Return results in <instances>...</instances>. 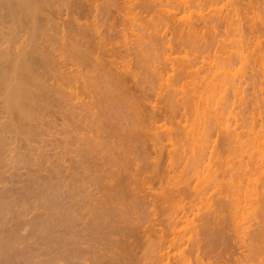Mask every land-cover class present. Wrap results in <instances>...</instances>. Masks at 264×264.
Listing matches in <instances>:
<instances>
[{"label":"bare ground","instance_id":"obj_1","mask_svg":"<svg viewBox=\"0 0 264 264\" xmlns=\"http://www.w3.org/2000/svg\"><path fill=\"white\" fill-rule=\"evenodd\" d=\"M76 1L78 2L76 3ZM76 1H69L74 5H71L69 2L66 3L73 6L75 9L72 11L73 13L76 11L77 14L79 10L80 12L82 11L83 16L84 9H82V4L85 1L81 0L82 3L80 0ZM91 1L94 2L95 0ZM105 1L106 4H109L107 7L112 6L110 5L113 4V2L110 3L111 0ZM118 1L114 2L115 6ZM125 1L127 2V0ZM125 1L123 2L125 3ZM163 1L142 0V2H140L142 5H140L130 0V3H136L141 7L145 5L143 7L144 10L142 9L144 12L146 9V12H149L153 7L154 13L153 11L152 13L149 12L151 18L147 15L150 20L147 18L143 19L146 16H142V20H145L144 23L140 20V17L139 19L137 18L138 14H136L134 10H130L137 15L135 19L142 22L141 26L147 24L144 26L145 30L146 28H150V32H148L149 30L145 31L141 29L140 26H137L140 31L143 30L148 33L150 41L147 40L145 42V40H143L144 38L141 37L143 34L138 35L137 33L135 35L134 33V36L137 38L134 41L131 40L134 37L128 39L131 40L130 45L128 46L129 41L125 43V45H122V47L125 46V49H121L120 52L117 49L120 48L119 43L118 47H116L117 43L116 46H113L115 44L112 45V43H114L112 40H110V43L107 41L111 45L108 47L105 42L106 39L104 38L108 36L107 38L110 39L113 37L112 35L117 32V34H121L120 30L116 32L114 28L115 25L112 27L111 23L107 27L106 25L108 22L106 23L105 20V24L103 23V25H105L106 28L104 27L105 30L102 28V31L101 29L98 30L99 28H95L99 26L95 25V22H93V20L96 21V18H93L94 16H92L93 19H91L93 23L90 21V23L87 22L89 25L85 24L86 22L84 24L81 23L82 25H79L78 21L77 24L76 22L73 23L74 21H71V14L69 16L70 20L68 18L63 19L65 15L61 19V15L58 11L60 12L62 10L63 5H59V7L61 6L59 10L55 2L64 4L65 2H62V0H0V264H82L80 263L82 261H84V263L88 261L86 264H125L126 262H124V260L130 259L133 253L129 254L132 251L130 248L132 246H130V244L133 242L131 241L132 243L129 244L130 241H128L127 244L126 235H124V230L127 228L131 230V227H129L131 219L129 221L126 215L128 217L132 213L136 215L139 210L137 211L135 209L138 207L141 209L143 206L147 208L150 207V209L153 207V209L156 210L155 208L161 204H165L166 208L171 205L175 206L180 212L176 214L174 211V215L171 214L168 219L165 217L166 221L164 220V225H166L164 228L166 230L167 228L169 229L165 231L167 233L169 232L168 234L174 233V237L165 238L164 233L166 234V232H162L163 230H161V232L157 231L161 228L153 229L154 233L161 234L158 237V243L155 242L156 244L153 245L155 246V251H157V248H160L158 252L153 250L154 253H157L155 254L157 257V264H171V255H174L171 257L176 260L172 258L174 264H189V262L186 261H189L187 258L191 256H187L188 253L186 254L183 248V250L178 248L181 238L179 235V237H177L178 233L175 234L177 232L175 226L183 219L192 224L197 220H202L203 223L201 225H197V223L195 224L196 226L194 225L195 227L200 226V233L216 234L214 238L211 236L209 241L205 240L207 244L205 247L208 253H215L218 252L219 249L221 251L222 248L224 249V244L226 242L228 243L229 240L227 236L229 233L225 234V232H229L228 228L231 223H233L234 229V231L233 229L232 232L230 231L231 233L234 232L236 235H238L239 232L244 233L242 236H239L241 238V244L248 243L247 245L250 244L255 247L256 244H260L261 238L264 239V237H262L264 233V130L261 129L258 132L250 130L242 134V131L238 132L236 128H233V126L231 127L230 123H228V121L226 122L227 118L225 117V113L230 112V109L227 111V103L230 100L229 97H236L241 92L239 84L241 80H238L237 70L239 74H241V67L243 69L244 65L247 68H252V72H256L258 69L255 67L258 66L259 71H257L258 73H254V75L257 74L256 77L259 76V78L253 77H255L258 82L260 80L264 82L263 39L262 42H260V38L264 37L262 36L264 33V0H248V4L247 0L245 1L247 6L244 8L247 7L246 9L249 10L256 4V9H258V11L254 9V11L258 12L254 14L258 22L254 21V18L251 24L250 22H248L249 24L245 22L246 26L248 25L247 28H245L248 32L246 41L248 42V37L250 36V44L245 45L247 42L239 44L242 43V41L233 39L234 43L237 44V48L231 50L230 47L233 46V40L231 37H228L229 35L227 36V31V33L224 32L226 35L225 39L228 37V39L231 40L228 49H226L228 40L226 43L225 40H223L224 44H226L225 46L222 41L221 45H214L216 46L214 48L218 46L216 50H212V52L215 51V57H217L215 58L217 61L214 60L216 63H210L209 69H206L207 71L203 69L206 71V74L203 73L204 75L200 74L199 76V74H196L195 76V73L192 74V76H195L194 81L191 79L193 83L188 80L189 83L193 85H189L192 90L190 89V92L188 91L187 97H185L184 102H182L185 108L187 107V109L192 110L190 113L193 115L190 123L187 127H184L183 130V138L191 143L192 147L190 151L191 153L193 152L188 157L190 169L195 172V174L190 172L195 176L193 185H190L191 188H189V184L191 183H189L188 179L184 180V178L181 179V177H179V179L175 180V178H172L174 173L170 174L166 172L170 171V169L168 170L170 165L172 167L175 165L174 163L178 161L180 152H177L176 155L175 151H171V153L170 151L167 152V157L164 156V158H166L164 159L166 164H164V160L160 158L161 155L159 156V152L162 149L160 147L164 145L162 143L163 140L170 139L171 136V127L169 125L166 126V121H169L171 118L175 107V94L176 92L178 93L176 89V82L178 80H173V78L180 77L177 79H181L183 75H186L188 73L185 72L187 71L186 69H190L195 65L194 59L197 57H194L192 61L188 59V55H183L180 57V60H185L186 63L181 64L179 62V64L178 61H176V57L172 55L173 48L171 49L170 44L167 47H161L162 52L159 51L157 54L161 62L155 60L161 63V65H157L154 63L156 54L151 51H157L156 45H158V42L161 45L164 44V42L163 44L161 43L162 41L160 42L163 37L157 34L159 32L161 34L164 30L165 32L168 31L167 33L171 35L168 37V44L173 42L179 46H187L191 49V47L197 48L199 41L202 39L201 37H204L206 34L203 32V29H205L207 32L210 30L213 34L208 32L210 35L208 37L207 34L206 37L210 40L207 42L204 40L205 43L200 44L198 49H196L199 51L201 50V52L202 50L204 51L208 45H212L213 42L216 44V42L219 41L217 39V41H215V37H217L218 34L214 31L219 30L217 28L220 25V27H222V24L225 28L230 27L228 28L230 30L236 27V22L240 19L237 15L240 14L244 0H240L242 1L240 2L241 6L238 4V1H235L237 4L233 2L235 3L234 6L232 5L233 7L230 6L229 9L227 8L225 13H223L221 8L217 5V3L222 0H205V2L204 0H197L193 2L194 4L191 2L193 0H181V2L173 0L172 2L174 3H163ZM200 1H202L201 3L203 6L206 5L207 7H212L216 4L217 6L214 5V9L215 7L219 8L217 10L219 14L209 15L208 13H204V11L201 12L203 7L199 3ZM229 1L232 3V0L226 2ZM249 1H251V4L253 3V6L251 5L250 7ZM121 2H119V4ZM123 2L121 3L122 6H125V10L127 7L128 10L130 6H127L126 3L123 5ZM196 2L198 6L200 5L199 8L201 9H199L200 11L195 10L197 13L193 12L196 14V16L194 15L195 17L193 16V19L184 17V14H177L180 8L183 9L181 6L178 7L180 3L185 7H189L190 5V7L198 9V6H194L197 4ZM226 2L224 0V4L220 3L223 5V9ZM96 3L95 1V4ZM127 3L129 4V2ZM86 4L87 2L83 5ZM90 4L92 5L93 3L88 2V5ZM227 4L229 5V3ZM92 6H94V4ZM65 7L66 6H64V8ZM187 7L186 10H183L189 11ZM88 8L90 7L88 6L87 9ZM108 10V12H111L110 9ZM112 10L114 9L112 8ZM97 11L99 15V10ZM131 12L128 11V13ZM115 13H117V11ZM134 13L133 15H129L134 16ZM244 13L246 14L245 11H243V14ZM80 14H77V16ZM129 15L125 12V16H128V19H130ZM247 15L248 17L250 16L248 11L246 16ZM125 16L123 15V17ZM240 16L242 17L243 15L240 14ZM246 16L244 18H246ZM236 17H239L238 21L237 19L235 20ZM77 18H79V16ZM73 19H75V17H73L72 20ZM112 19L110 18V20ZM252 20L250 21L252 22ZM121 21L119 20V22ZM133 21L135 22L136 20ZM130 24H132V22ZM232 25L235 27H232ZM240 27L242 26L240 25ZM125 28L127 27H124V29ZM131 28L128 33H133ZM240 29L242 30L243 28ZM133 30L135 31V29ZM104 31L107 35L104 34ZM237 31L238 30H236V32ZM156 34L160 37V40ZM116 35H114V37ZM125 35L127 36L128 34ZM154 35L158 38L156 45L153 37ZM128 36L130 37V34ZM125 39L127 40V38ZM166 40L164 36V41ZM218 44L220 43L218 42ZM235 44L234 47H236ZM242 45L248 46L250 49L248 50L246 47V49H244ZM144 46L145 50L144 48L142 49ZM241 48L244 50H241ZM142 50L143 52H141ZM246 50L249 52H244ZM144 51L145 54L150 51V54L153 53L151 57H155L150 61V63H152L151 68L146 66L148 63H144L145 59L143 61L139 57L143 55L140 54V52L144 53ZM124 52L127 53L125 54ZM118 53L124 54L118 55ZM147 55L149 56V54ZM118 56H121V58L117 59ZM130 56L132 57L130 58ZM145 56L143 55L144 58ZM237 62L241 63V66L238 68L236 67V70L234 65ZM177 63L179 66L175 65ZM203 63L208 65L205 58ZM212 64H214V66H211ZM175 66L178 67L177 69L179 71L176 72L178 73L176 76L173 74V70L176 69L171 71L172 67L175 68ZM196 67H194V69L199 68ZM244 71L245 68L243 69V72ZM243 74L244 73L241 75ZM163 77L164 79L166 78L165 80L167 81L169 80L168 78H172H170L172 81L169 80L168 84L166 82V85L162 84L157 95L163 104L160 108L161 110L162 108L164 109L162 111L164 114L161 111L156 112L159 108H155V110L152 108L153 110L146 111L144 106L148 98L147 92L153 90L156 80L159 81V79H162L164 81ZM189 77L191 76L189 75ZM255 78L252 80L255 81ZM180 82L179 83L182 84V79ZM159 83L162 82L159 81ZM169 83L174 84L169 85ZM240 83H242V81ZM163 86L167 87L164 89ZM256 86L254 88H256ZM180 89H182V86ZM262 89L263 88L260 86L257 91L261 93ZM155 91L157 92V90ZM228 92L230 95H227ZM82 93L85 95L91 93V97L94 98V101L84 102L80 97ZM257 95L255 96L256 98H254L255 102H260V100L261 102L264 101L263 95L258 97L259 99L261 98L260 100L257 98ZM254 99H251V102ZM143 100L144 102H142ZM152 101L153 100H151V102L148 101L149 103H147L146 106H148V104L154 105L155 102L153 103ZM154 101L156 100L154 99ZM235 101L236 100H234V102ZM252 104H255L254 101ZM93 108H96V110L93 111ZM166 109L169 111L167 114L165 113ZM161 117H165L166 123H158ZM161 120L163 121L164 118ZM52 128H56L54 132L50 131ZM214 128H217V132L220 131L222 133L219 132L221 135L218 133L221 136L219 138L221 141L218 140L219 143L221 142L218 144L221 145L219 146L222 149L221 151L216 149L218 147H215L216 150L212 149L213 147L210 150L206 145L209 141V131ZM150 130L152 132H150ZM83 131L91 133L87 135L85 132L84 134ZM57 132L60 134L62 133V138L55 140V142L51 141V143H49L50 140H46V137L43 138V136L47 134L54 135L55 133L57 134ZM64 133L66 134L64 135ZM162 136H165V139ZM161 139L163 140L161 141ZM173 139H175L174 136ZM56 141L59 142L56 143ZM40 142H43L44 145H39ZM146 142L150 144L152 142V149L149 148V151H152V153L154 152V155L147 152L148 149L144 151L143 148L148 144H146ZM176 142L175 140L174 143ZM159 143L163 145L160 146ZM141 145L144 147L141 148ZM174 145L176 146V144ZM156 146L160 149H158V155L155 156L157 153ZM205 148H208L209 152H205ZM164 149L166 148L163 147V150ZM49 151H52V153H49ZM72 153L75 154L70 155ZM148 154L152 155L150 156ZM149 156L154 159L144 160L145 162L142 166L145 165V167L143 166L144 169L141 168L147 175L138 179L140 184L143 179L142 184L139 186H143L145 179H157L159 182L158 188L162 189L160 192L157 190L147 191L144 189L145 187L143 188L144 190L141 188L138 189L139 186L136 190V187H134L135 181V186H137V183L139 184L137 178H135L139 173L137 170L134 171L132 166L136 158L147 159ZM182 156L183 153L181 155V159L183 160L184 157L182 158ZM161 159L163 163H161ZM149 161L152 162L150 163ZM105 166H107V168ZM14 168H25V175L27 176L24 177V180L20 178L22 174H19V172H17L19 177H16V172H14L16 170ZM41 170L45 173H40ZM22 171L20 173H23ZM161 172L163 176L160 174ZM164 172L167 174L169 173L172 177H170L169 174L167 177V175L163 174ZM21 181L23 185H19ZM164 183H166V186ZM180 184L182 185L178 186ZM91 186L93 187L90 190L89 188ZM138 190L141 192H138ZM95 193L100 196L96 197ZM162 207L163 206L157 208L162 209ZM30 211L35 213L29 216L31 218L26 219L25 217H28L26 214L28 212L30 213ZM158 211H160V209H158ZM141 212L143 211H140V213ZM143 215L144 214H142V217ZM162 215H164V213H162ZM137 217L139 216H136V218ZM247 217L256 219V222L258 221L257 219H259L257 224L255 222L257 226L254 227L255 229L251 228V230L248 229L247 231V228L245 229L241 226L242 224L240 223L242 222L240 221ZM9 221L11 222L10 225L7 224ZM139 222L141 223V221ZM161 222L159 221L158 224ZM229 222L231 223L229 224ZM127 224L129 226L125 227ZM155 225L154 223L153 226L152 222V226H150L154 228ZM161 225L163 224L161 223ZM149 228L150 227L147 229L148 231ZM122 229L124 230L122 231ZM151 230L152 229H150V231ZM121 231L124 233L122 234ZM162 234L164 237H162ZM33 235H36L34 239H38L37 237L40 238L38 242L30 237H33ZM244 235H248V237ZM29 237L31 238L30 241L32 240V242L37 243V246H35L36 243L28 242ZM197 238L200 237L197 236ZM263 242L262 240L261 244H263ZM81 244H87V246L83 248ZM101 244L104 246L107 244L108 247H101ZM134 244L136 246V242H134ZM98 245L101 246L99 247ZM235 246L236 245L233 247ZM256 246L255 248H248L252 254L250 253V255H247L249 252L246 254V259L248 257V261L245 260L247 261L245 262L243 260V263L245 262L244 264H248L249 261L257 257L256 255L262 253L261 250L263 247L261 248V245L260 247L259 245ZM226 247L227 245L225 248ZM174 248L176 250L179 249V252L173 253ZM128 255H130V258H128ZM208 255L211 256L210 254ZM260 256L261 255H259L258 258H260ZM195 258H201V255ZM78 260L82 261L79 262ZM261 260L259 259V262L264 264V259ZM179 261H181V263ZM197 261L196 263L198 264L200 260L199 262ZM256 261H258V259ZM156 262L154 261V264Z\"/></svg>","mask_w":264,"mask_h":264},{"label":"rangeland","instance_id":"obj_2","mask_svg":"<svg viewBox=\"0 0 264 264\" xmlns=\"http://www.w3.org/2000/svg\"><path fill=\"white\" fill-rule=\"evenodd\" d=\"M69 1H71V0H69ZM68 0H62V2H65L64 4H59V3H57V2H55V5L57 6V9L59 8V10H60V7L63 5V8H64V6H66L64 9L62 8V10L59 12L58 11V13L61 15V19L63 18V16L65 15L66 16V18H65V16H64V18L63 19H69L70 20V14H71V21H74L73 23H75L76 22V24H77V21H78V24L80 25L81 23H85V24H87V25H89V23L90 22H92V20L91 19H95L96 21H98V22H96V21H94L93 20V22H95V25H98L99 27H95V28H99L98 30H102V28H106V26L108 27L109 26V24H111V26L113 27V25H115L114 26V28L116 29V32L118 31V30H120V33L121 34H113L112 36L114 37V35H116L114 38L113 37H111L110 39H108L107 37H104L105 39H106V44H107V46L109 47V46H111L109 43H110V40H112L114 43H112V45L113 44H115V45H113V46H116V43H117V46L116 47H118V43H119V46H120V48H117L119 51L122 49H125V46H123L122 47V45H125V43H127L128 41H129V43H128V46L130 45V41L131 40H135L137 37L136 36H134V33H135V35L138 33V35H142L141 37H143L144 39L143 40H145V42L147 41V40H149L150 41V38L148 37V33L147 32H144L143 30H145V28H144V26H146V25H143V26H141V24H142V22L141 21H143L142 20V16H146V17H144L143 19H149L148 17H147V15L149 16V15H151L150 13H152V11H153V7L150 9V13L147 11L146 12V10H145V12L143 11L144 10V6L143 7H141L140 5H142V3L140 4V2H142V0H139V2H138V0L136 1V0H132L133 2H137L138 4H140V5H138V4H136V3H134L133 4V2L132 3H130V0L128 1L127 0V2H129V4L125 1V0H121L122 2L123 1H125V3L127 4V6L129 5L130 6V8L127 10V7H126V10H125V6H122V2L121 1H118V0H111V2L110 3H112L113 2V4H110V5H112V6H110V7H107V5L109 6V4H106V1L105 0H95L97 3L95 4V1L94 2H92L91 0H82V1H85V2H87V4L86 5H83L85 2H83V4H82V9H84L83 10V16H82V11L80 12L79 10L77 11V14H80V15H78L79 16V18H77L78 16H77V14H76V11L73 13L72 11H74L75 9L73 8V6H71V5H74V4H71L70 2H69ZM76 1V0H75ZM81 1V0H80ZM82 1H81V3H82ZM109 1V0H108ZM116 1H118L116 4L118 5V7H117V5L115 6V3L114 2H116ZM143 1H145V0H143ZM163 1V0H162ZM173 0H164L163 1V3H168V2H171V3H174V2H172ZM178 1H180L181 2V0H178ZM177 1V2H178ZM194 1H197V0H193V1H191L192 2V4H194L193 2ZM203 1V0H202ZM202 1H200L199 3L201 4V6L203 7L202 9L201 8H199V6H198V3L196 4V5H194V6H198V9H195V7L193 8V7H190V5H189V7H187L188 9H189V11H185L186 10V7L183 5H181V3H180V5H178V7L179 6H181V7H183V9H185V10H183L182 8H180L179 9V11H178V7L176 8V10L178 11L177 12V14H184V17H190V18H194L195 16H196V14L195 13H197L196 11H200L199 9H201V12L202 11H204V13H208L209 15H212V14H214V15H217V14H219L218 12H217V10L219 9V8H221V10L223 11V13H225L226 11H227V8L229 9V7L231 6V7H233L234 6V4L236 3L235 1H238L239 3V5H240V2H242V1H240V0H232V3L233 2H235V3H230L231 1H229V2H226V1H228V0H225V2H226V5H224V9H223V5H221V4H224V0H222L221 2H219V3H217V5L219 6V8H217V7H215V9H214V5L215 6H217L216 4H212L213 6V8L212 7H207L206 5H204L203 6V4L201 3ZM245 1L246 0H244V2L243 3H245ZM60 2V1H59ZM69 2L70 4H67V3ZM78 1H76V3H77ZM88 2H90V3H93L94 4V6H92L91 4V6L90 5H88ZM103 2H104V4H103ZM119 2H121L120 4H119ZM204 2H205V0H204ZM251 1H249V3H250ZM262 2V1H261ZM72 3H73V1H72ZM80 3V2H79ZM124 2H123V5L125 4ZM145 3V2H144ZM162 3V4H163ZM179 3V2H178ZM221 3V4H220ZM227 3H229V5L227 4ZM242 3V6H243V8H242V6H241V10H240V14L241 15H243L242 17L240 16V14L239 15H237V16H239L240 17V19H239V17H236L235 18V20L237 19V21H238V19H239V23L238 22H236V27L234 26V25H232V27L234 26L235 28H237V26H238V28L237 29H235V28H232L231 30L230 29H228V28H230V27H228V28H225V26L222 24V27H218L217 29H219V30H215L214 32H216L217 34V37H215V41H217V40H219L218 42L220 43V44H218V42H216V44H215V42H213V46L212 45H208V47H206L205 48V50L203 51L202 50V52H201V50L199 51V50H196V49H198V46H200V44H203V43H205L204 42V40L207 42V41H209L208 40V37H209V35L210 34H213V32L211 33L210 32V30H208V32L210 33H208L207 32V30H205V29H203L202 31L204 32V33H206L205 34V38L204 37H201L200 39V41H201V43H200V41H199V45H197V48H193V47H191V49H189V47H187V46H179L178 44H174L173 42H171V43H169L168 44V37H170L171 35L169 34V33H167L168 31H166L165 32V30L164 31H162V33L160 34V32L159 33H157V34H159V35H161L162 37H163V39H161L160 40V37L156 34V36L159 38V40H160V42L163 44V42H164V44L163 45H161L159 42H158V45H156L157 44V41H158V38L154 35L153 37H154V39H155V45H156V49H157V51L155 50V51H151V52H155L154 54H156V58L155 57H151V55L153 54H150L151 52L150 51H148V52H146V54H145V51H144V53H141V52H143V50L140 52V54H143L144 56H145V58L143 57V55H138L143 61H144V59H145V61H144V63L145 62H147L148 63V65H146L147 67H150L151 68V66H152V63H150V61L151 60H153L152 58H155L154 59V63L155 64H157V65H161V63H159V62H161L159 59H158V57H157V54H158V52L160 51V52H162V50H161V47L162 46H165V47H167L168 45H170L171 44V49L173 48V51H172V55L174 56V57H176V61H178V63L180 62L181 64L182 63H186V61L184 60V61H182V60H180V57L181 56H183V55H188L187 57H188V59L189 60H192L193 61V59H194V57H197L196 59H194V63H195V65H193V67H191L190 69L188 68V69H186L187 71H185L187 74L186 75H181L182 77H181V79H182V84H180L181 82V79H177V78H180V77H177V78H173V80L174 79H176V81H174V82H176V89L178 90V93L176 92V94H175V107H174V111L172 112V115H171V118H170V120L169 121H166L165 120V117H161L160 119H159V121H158V123H162V122H165L166 123V126L167 125H169L171 128H173V129H171L170 128V133H171V136H170V133H169V136H170V139L168 140V139H166L165 141L163 140V139H161V141L163 140V144L161 143V145H163V146H161L160 145V143H159V145L161 146L160 148H162L161 149V151L159 152L158 151V149H160L159 147L157 148V146H156V151H157V153L155 154V156L156 155H158V152L160 153L159 154V156L161 155H163L162 157L160 156V158H162L163 160L164 159H166V158H164V156H166L167 157V152H169L170 151V153H171V151L173 152V151H175V155H176V153L177 152H180L179 153V155H178V161L177 162H175L174 164L175 165H173L172 167H171V165L168 167V170L170 169V171H166V172H169L170 174H173L174 173V175H172V176H170V174H169V176L170 177H172V178H175V180L176 179H179V177H181V179H183L184 178V180L185 179H188L189 180V183H191V184H189V188H191V186L190 185H193V183H194V181H195V176H193L192 174H195V172L193 171V170H191L190 169V165H189V155L190 154H192L191 153V147H192V145H191V143L189 142V141H186L184 138H183V130H184V127H187V125L190 123V121H191V119L193 118V115H192V113H190V112H192V110H189V109H187V107L185 108V106L183 105V102H184V100H185V97H187V94L190 92V89L192 90V88L189 86V85H192V80L194 81V77L196 76V74H199V76H200V74H206V69H209V64L210 63H214L215 61H217V59H215V58H217V57H215V51H213L212 52V50H216L217 48H218V46H217V48H214V47H216V46H214V45H221V41H222V43L224 44V42H223V40H225V43H226V41L228 40V42L226 43V44H224V46L226 45L227 46V48L226 49H228V46H229V44H231V40L230 39H228V37L230 38L231 37V39L233 40H236V39H239L240 41H242V43H239V44H243V43H245V42H247L246 40V37H247V29H245V28H247V26H246V24H245V22L247 23V24H249L248 22H250V24L251 23H253V20L254 21H257L258 22V19H256L255 17H254V14H257L258 12V9H256L257 8V6H256V4L253 6V3L251 4L250 3V7H251V5L254 7H252V9H246V8H244L245 6H247V4H248V0H247V4L245 3V4H243ZM67 4V5H66ZM100 4V5H99ZM136 4V5H135ZM205 4H207V3H205ZM221 5V7H220V5ZM231 4V5H230ZM237 4V3H236ZM59 5H61L60 7H59ZM97 5V6H96ZM105 5V6H104ZM132 5V6H131ZM134 5V6H133ZM208 5V4H207ZM233 5V6H232ZM70 8H69V7ZM83 6H84V8H83ZM89 6L90 8H88V9H90L91 10V15H90V10H88L87 9V7ZM102 6H104V7H102ZM120 6H121V8H122V11H123V13H122V11H121V8H120ZM137 6H138V9H137ZM209 6H211V5H209ZM228 6V7H227ZM100 7V8H99ZM103 9H102V8ZM114 9V10H112V8ZM115 7V8H114ZM117 7V8H116ZM133 7V8H132ZM135 7H136V9H135ZM140 7V8H139ZM185 7V8H184ZM205 7H206V9H205ZM93 8H94V10H93ZM95 8H96V10H95ZM124 8V9H123ZM197 8V7H196ZM226 8V9H225ZM249 8V7H248ZM86 9H87V12H86ZM101 9V10H100ZM107 9V10H106ZM108 9H110V11L111 12H108L109 10ZM117 9V10H116ZM143 9V10H142ZM187 9V10H188ZM205 9V10H204ZM231 9V8H230ZM245 9V10H244ZM254 9H256L257 11H254ZM260 9V8H259ZM97 10H99V15H98V11ZM135 11V13L136 14H138V16L137 15H135V13L134 12H131V11ZM140 10V11H139ZM143 12H142V11ZM183 10V11H182ZM196 10V11H195ZM210 10V11H209ZM211 10H212V12H211ZM64 13H63V12ZM97 13H96V12ZM103 11V12H102ZM117 11V13H115ZM121 11V12H120ZM127 12V15H129V14H132L133 15V13H134V16H132V15H129L130 17V19H128V16L126 17L125 16V12ZM128 11L129 12H131V13H128ZM191 11V12H190ZM207 11V12H206ZM243 11H245L246 12V14H247V11H248V13H249V17H248V15L246 16V14L244 13L243 14ZM252 11V12H251ZM256 12V13H254V12ZM62 12V13H61ZM71 12V13H70ZM80 12V13H79ZM93 12V13H92ZM138 12V13H137ZM185 12V13H184ZM193 12H195V13H193ZM66 13V14H65ZM85 13H86V16H88V17H86L85 16ZM104 13H108V14H104ZM115 13V14H114ZM122 13V14H121ZM153 13H154V11H153ZM199 13V12H198ZM211 13V14H210ZM217 13V14H216ZM253 13V14H252ZM76 14V15H75ZM118 14H120V15H118ZM251 14H252V16H251ZM72 15H75V16H72ZM101 15V16H100ZM105 15V16H104ZM116 15V16H115ZM118 15V16H117ZM123 15L125 16V17H123ZM195 15V16H194ZM92 16H94L93 18H92ZM97 16V17H96ZM100 16V17H99ZM104 16V17H103ZM115 16V17H114ZM135 16H137V18L139 19V17L141 18L140 20H138V19H135L136 17ZM179 16V15H178ZM194 16V17H193ZM246 16V18H244ZM73 17H75V19H73L72 20V18ZM114 17V18H113ZM122 17H123V20H122ZM132 17H134V18H132ZM150 17V16H149ZM181 17H183V16H181ZM104 18V19H103ZM106 18V19H105ZM108 18V19H107ZM110 18L112 19V20H110ZM117 18V19H116ZM120 18V19H119ZM124 18H126V19H124ZM151 18V17H150ZM178 18V17H177ZM251 18V19H250ZM254 18V19H253ZM258 18V17H257ZM78 19V20H77ZM81 19V20H80ZM242 19V20H241ZM253 19V20H252ZM76 20V21H75ZM84 20V21H83ZM88 20V21H87ZM102 22H101V21ZM105 20H106V23H107V25L105 26V25H103V23L105 24ZM108 20V21H107ZM119 20L121 21V22H119ZM133 20H136L135 22L133 21ZM138 20V21H137ZM150 20V19H149ZM247 20V21H246ZM250 20H252V22L250 21ZM90 21V22H89ZM111 21V22H110ZM118 21V22H117ZM145 21V20H144ZM144 21H143V23H144ZM87 22H89V23H87ZM92 22V23H93ZM132 22V24H130ZM135 24H134V23ZM138 22V23H137ZM140 22V23H139ZM149 22V21H148ZM97 23V24H96ZM99 23V24H98ZM147 23V22H146ZM241 23V24H240ZM123 24V25H122ZM125 24H126V26H125ZM140 24V25H139ZM243 24V25H242ZM82 25V24H81ZM117 25H118V27H117ZM120 25V26H119ZM131 25V26H130ZM240 25L242 26V27H240ZM101 26V27H100ZM140 26V28L141 29H143V30H139V28L138 27ZM224 26V27H223ZM244 26V27H243ZM122 27H123V30H125V31H123L122 30ZM124 27H127V28H125L124 29ZM132 27V28H131ZM137 27V28H136ZM264 27V26H263ZM93 28H94V26H93ZM105 28H104V30H105ZM118 28V29H117ZM129 28V29H128ZM130 28L132 29L131 31L133 32V33H128L129 31H130ZM221 28H223V29H221ZM240 28H243L242 30L240 29ZM133 29H135V31L133 30ZM138 29V30H137ZM245 29V30H244ZM138 32H137V31ZM146 30L148 31V32H150V28L148 29V28H146ZM145 30V31H146ZM221 30V31H220ZM236 30H238L237 32H236ZM103 31V30H102ZM122 31V32H121ZM218 31V32H217ZM228 33H227V32ZM105 32V31H104ZM141 32V33H140ZM166 34H165V33ZM221 32V33H220ZM227 33V39H225L226 38V35H225V33ZM231 32H234V33H231ZM115 33V32H114ZM140 33V34H139ZM164 33V34H163ZM203 33V34H204ZM246 33V34H245ZM104 34H106L107 35V33L105 32ZM125 34H130V37L128 36H126ZM132 34V35H131ZM169 36H168V35ZM207 34H208V37H206L207 36ZM232 34V35H231ZM234 34H235V36H234ZM240 34V35H239ZM119 35V36H118ZM123 35V36H122ZM144 35H145V37H144ZM166 35H167V38H166ZM215 35V36H216ZM126 36V37H125ZM147 36V37H146ZM164 36H165V39H167L166 41H164ZM248 36H249V34H248ZM262 36H264V33H263V35ZM118 37H120V38H118ZM134 37V38H133ZM161 37V38H162ZM250 37V36H249ZM249 37H248V42L245 44V45H247V44H250L249 43ZM113 38V39H112ZM122 38H124V39H122ZM125 38H127V40L125 39ZM130 38H133V39H131V40H128V39H130ZM146 38V39H145ZM157 38V39H156ZM204 38V39H203ZM115 39V40H114ZM117 39V40H116ZM217 39V40H216ZM253 39V38H252ZM262 39H263V43H262V45L264 46V37H261L260 38V42H262ZM152 40V39H151ZM170 40V39H169ZM230 40V41H229ZM234 40H233V46L232 47H230L231 48V50L233 49V48H237V44H235L234 43ZM238 40V41H239ZM109 43H108V42ZM111 41V42H112ZM116 41V42H115ZM124 41H126V42H124ZM132 41V42H133ZM148 41V42H149ZM237 41V40H236ZM144 42V41H143ZM122 43H124V44H122ZM166 43H167V45H166ZM173 43V44H172ZM252 43V42H251ZM109 44V45H108ZM160 44V45H159ZM234 44H235V46L236 47H234ZM238 44V45H239ZM143 45V44H142ZM141 45V46H142ZM177 45V46H176ZM243 46L244 47V49H246V48H248V46ZM251 45H253V44H251ZM126 46H127V44H126ZM174 46V47H173ZM201 46H203V45H201ZM250 46V45H249ZM140 47V46H139ZM139 47H138V49H139ZM165 47H163V48H165ZM185 47V48H184ZM222 47V46H221ZM246 47V48H245ZM254 47V46H253ZM141 48V47H140ZM144 48V50H145V46L144 47H142V49ZM229 48V49H230ZM252 48V47H251ZM207 49V50H206ZM234 49V50H235ZM243 48H241V50H244ZM250 49V47L248 48V50ZM248 50H246V51H244V52H249ZM126 51V50H125ZM147 51V50H146ZM121 52V51H120ZM134 52V51H133ZM125 53V52H124ZM123 53V54H124ZM127 53V52H126ZM125 53V54H126ZM128 53H129V51H128ZM213 53V54H212ZM121 53H118V55H120ZM123 54H121V55H123ZM147 54H149V56L147 55ZM160 54V53H159ZM174 54H176V55H174ZM195 55V56H194ZM138 56H136V57H138ZM155 56V55H154ZM160 56V55H159ZM117 57V56H116ZM129 57V56H128ZM132 56H130V58H131ZM135 57V58H136ZM148 57V58H147ZM161 57V56H160ZM159 57V58H160ZM203 57V58H202ZM119 58H121V56L119 57L118 56V58L117 59H119ZM149 58H151V59H149ZM192 58V59H191ZM204 58H205V61H207L208 62V65L207 64H205V63H203V60H204ZM133 59V58H132ZM136 59H139V58H136ZM212 59V60H211ZM158 60L159 62H156V61ZM215 60V61H214ZM153 63V64H154ZM178 63L177 64H175V65H177V66H179L178 65ZM179 63V64H180ZM216 63V62H215ZM239 62H237V63H235V69L237 70V68L239 67V66H241L240 64L241 63H239ZM237 64V65H236ZM177 66H175V68H173L172 67V69H171V71L173 70V69H176V70H173L174 71V73L173 74H175L174 76H176V74H178V73H176V72H179L178 71V67ZM199 67V68H197V67ZM202 66V67H201ZM211 66H214V64H212ZM248 66V65H247ZM194 67H196L197 69H194ZM237 67V68H236ZM251 67V66H250ZM193 68V69H192ZM245 68V71L243 72V69ZM256 69H258L257 71H259V68H258V66H256L255 67ZM179 69H180V67H179ZM203 69H205V70H203ZM243 69H242V67H241V70H242V73H244L243 75H241L242 73H241V70H240V73L241 74H239V71L237 70V73H238V75H241V76H238L237 75V77H238V80H241L242 81V83H240L239 81H237V82H239V84H240V93H239V95H235L236 97H234V96H232V93H231V96L232 97H229V101H228V103H227V107H228V109H227V111L229 110L230 112H227V113H225L226 114V122L228 121V123H230V125H231V127L233 126V128H236L237 130L236 131H238V132H241L242 131V134L243 133H245L246 131L248 132V131H254V132H258L259 130H264L263 128H264V101H262L261 102V98L259 99L258 97H260V96H264V82H262V80H260L261 82H262V84H261V82H260V84H259V82L257 81V77L259 78V76H257L256 77V75H254V73H258L257 71L255 72H252V68H247L246 66H244L243 65ZM251 69V70H250ZM261 69V68H260ZM194 70V71H193ZM170 71V72H171ZM203 71V72H202ZM185 72H184V74H185ZM193 72V73H192ZM197 72V73H196ZM246 72V73H245ZM195 73V76L193 75L192 76V74H194ZM252 73H253V75H252ZM170 74H172V72L170 73ZM173 74L171 75L172 77H173ZM203 74V75H204ZM260 74V73H259ZM258 74V75H259ZM189 75L191 76V77H189ZM245 75V76H244ZM179 76V75H178ZM188 76V77H187ZM243 76V77H242ZM253 76H255V77H253ZM245 77V78H244ZM253 77V78H252ZM166 78H167V76H166ZM165 78V79H166ZM171 78V77H170ZM170 78H168L169 80H171ZM190 78V79H189ZM248 78V79H247ZM254 78H255V81H257V82H255V81H253L254 80ZM163 79H164V77H163ZM164 79V81L162 80V79H159V81L160 82H162V83H159V81L158 80H156V82H155V85H154V87H153V90H150L149 92H147L148 93V98H147V100L148 99H150V100H148L149 102H151V100H153L152 102L154 103V105H150V104H148V106H146L147 105V103H149L146 99H144V100H146L145 101V106H144V103H143V106H144V108H145V110L146 111H148V110H151L152 108L155 110V108H159L158 110H156V112L157 111H163L164 109L162 108V110H161V108H160V106H163V104L161 103V99L159 98V96H157L158 95V91H159V88L160 87H162V84L163 85H166V83L168 84V82H169V80L167 81V80H165ZM192 79V80H191ZM243 79V80H242ZM245 79V80H244ZM253 79V80H252ZM260 79H262V78H260ZM190 82H192V83H189V81ZM172 81V80H171ZM253 81V82H252ZM164 82V83H163ZM166 82V83H165ZM180 82V83H179ZM256 83H257V86H256ZM170 84H174V83H169V85ZM178 84V85H177ZM253 84V85H252ZM158 85V86H157ZM161 85V86H160ZM251 85H252V87H251ZM256 86V88H254L255 86ZM259 85V86H258ZM182 86V89H180V87ZM185 86V87H184ZM186 86H187V88H186ZM193 86V85H192ZM254 86V87H253ZM262 87L263 89H262V91H261V93H259L257 90L259 89V87ZM167 87V86H166ZM165 86H163V88L165 89L166 88ZM157 88V89H156ZM163 88H161V89H163ZM174 88H175V85H174ZM258 88V89H257ZM155 90H157V92L155 91ZM179 90H180V92H179ZM164 91V90H163ZM189 91V92H188ZM254 91V92H253ZM152 93H154V94H152ZM254 93V94H253ZM256 93V94H255ZM156 94V95H155ZM258 94V95H257ZM180 95V96H179ZM183 95H185V96H183ZM227 95H230L229 94V92L227 93ZM257 95V98L260 100V102H255V99L254 98H256L255 96ZM155 96V97H154ZM177 96V97H176ZM81 98H82V100L84 101V102H92V101H94V98L93 97H91V93L90 94H87V95H85L84 93H82V95L80 96ZM150 97V98H149ZM152 97V98H151ZM181 97V98H180ZM184 97V98H183ZM227 97V96H226ZM156 100V101H154V99ZM227 99V98H226ZM251 99H254V100H252V102H251ZM81 100V101H82ZM144 100L142 101V102H144ZM233 100V101H232ZM234 100H236L235 102H234ZM183 101V102H182ZM253 101H254V103L255 104H252L253 103ZM230 102H231V105H230ZM258 103V104H257ZM160 104V105H159ZM233 104V105H232ZM257 104V105H256ZM149 105H150V107H149ZM259 105V106H258ZM258 106V107H257ZM146 108H148V109H146ZM150 108V109H149ZM152 109V110H153ZM96 110V108H93V111H95ZM167 112H169V111H167V109H166V111H165V113L167 114ZM163 114H164V112H162ZM171 113V112H170ZM162 116V115H161ZM164 118V120L162 121L161 119H163ZM161 120V121H160ZM170 123V124H169ZM168 126V127H169ZM58 128H59V126H58ZM163 128V127H162ZM55 129L56 128H52V129H50V131H55ZM153 130V129H152ZM154 130H156V129H154ZM160 130H163V129H160ZM175 130V131H174ZM213 130V131H212ZM212 130H210L209 131V133H210V136H209V141L206 143V145L208 146V148H210V150H211V148L212 149H215V147H218V148H216L217 150H219V151H221L222 149H221V147H219V146H221V145H218V144H220L219 142H218V140L219 141H221L219 138L221 137L220 135L222 134L220 131V133L219 132H217L216 130H217V128H214V129H212ZM257 130V131H256ZM86 133L87 135H88V133H91V132H86V131H83V133ZM150 132H152L151 130H150ZM155 132V131H154ZM168 132V131H167ZM173 132V133H172ZM217 132V133H216ZM84 133V134H85ZM166 133V132H165ZM220 135H219V134ZM66 133H64V135H65ZM217 134H218V136H217ZM163 135H164V133H163ZM62 136V133L60 134V133H58L57 132V134L55 133L54 135H49V134H47V135H45V136H43V138H45L46 140H50V142L49 143H51V141H54L55 142V140H58V139H60V138H62L61 137ZM82 136V135H81ZM173 136H174V138L175 139H173ZM48 137H49V139H48ZM163 138L165 137V136H162ZM217 138V139H216ZM44 139V140H45ZM105 139H107V138H105ZM165 139V138H164ZM173 139V140H172ZM117 140V139H116ZM170 140H172V141H170ZM175 140L177 141L176 143H174L175 142ZM147 141H149V140H147ZM160 141V142H161ZM171 143H170V142ZM214 141V142H213ZM44 142V141H43ZM43 142H40L39 143V145L40 144H42V145H44L43 144ZM53 142V143H54ZM59 141H56V143H58ZM150 142V141H149ZM149 142H146V144H147V146H142L141 148H143L144 149V151L146 150V149H148L147 150V152H150L149 151V148H151L152 149V142H151V144L149 143ZM179 142V143H178ZM216 142H217V144H216ZM35 144H37V143H35ZM111 144V143H110ZM145 144V145H146ZM150 144V145H149ZM158 144V143H157ZM156 144V145H157ZM166 144V145H165ZM174 144H176V146L174 145ZM180 144V145H179ZM41 145V146H42ZM149 145V146H148ZM168 145V146H167ZM177 145H179V146H177ZM212 145V146H211ZM215 145V146H214ZM83 146V145H82ZM85 146V145H84ZM151 146V147H150ZM172 146H174V147H172ZM181 146V147H180ZM85 147H87V146H85ZM163 147L164 148H166V149H164L163 150ZM177 148V149H176ZM208 148L206 149H204L205 150V152L206 151H208L209 152V150H208ZM150 149V150H151ZM169 149V150H168ZM174 149V150H173ZM215 149V150H216ZM167 150V151H166ZM177 150V151H176ZM179 150V151H178ZM181 150H182V152H181ZM147 152H146V154H147ZM207 152V153H208ZM49 153H52V151H49ZM150 153H152V151L150 152ZM162 153V154H161ZM164 153V154H163ZM182 153H183V156H182V158H183V160L181 159V155H182ZM75 153H72V154H70V155H74ZM153 155H154V152L152 153ZM151 154V155H152ZM148 155H150V154H148ZM150 155V156H151ZM149 156V158H147V159H141V158H136V160H135V162H134V164H133V166H132V169L135 171V170H137L138 171V175L137 176H135V178H137V181L139 182V180L138 179H141V178H143L145 175H147L145 172H143L144 170V168H143V166L145 167V165H143L142 166V164H144V160H150L152 157H150ZM154 158H152L151 160H153ZM161 159V160H162ZM143 160V161H142ZM163 160L161 161V163H163ZM185 160V161H184ZM181 161V162H180ZM150 163L152 162V161H149ZM164 162H165V160H164ZM147 163V162H146ZM145 163V164H146ZM160 163V164H161ZM164 164H166V162L164 163ZM163 164V165H164ZM162 165V166H163ZM165 166V165H164ZM164 166H163V169H164ZM21 167V166H20ZM106 168H107V166H105ZM143 169H142V168ZM171 167V168H170ZM175 168V169H174ZM15 169V168H14ZM18 169H20V168H17V169H15L16 171H14V172H16V177L18 176L17 174V172H19V174H22V177H20L22 180H24L25 178L24 177H26L27 175H25V173H26V170H25V168H22V169H20V170H18ZM162 169V170H163ZM23 170V171H22ZM143 170V171H142ZM172 170V171H171ZM191 170V171H190ZM23 172V173H20V172ZM42 171V170H41ZM40 171V173H42L43 174V172L44 171H42L41 172ZM178 171H180V172H178ZM12 172H13V169H12ZM163 172V171H162ZM162 172L160 173L161 175H162ZM166 172H164L163 174H165V175H167V177H168V174L166 173ZM192 174H191V173ZM45 173V172H44ZM177 174V175H176ZM164 175V177L166 178V176ZM180 175V176H179ZM163 176V175H162ZM176 176H178V177H176ZM19 177V176H18ZM131 180H132V178H131ZM142 181H143V179L141 180V184H142ZM191 181V182H190ZM136 182V181H135ZM134 182V184L136 185V183ZM146 182V183H145ZM145 182L143 183V186L142 187H140L139 185H141L140 184V182H139V184L137 183V186H135L134 184V187H136V190H137V187H138V189L139 188H141L142 190H150V191H158V192H160V190H162V189H159L158 187H159V182H158V180L157 179H153V180H148V179H145ZM145 184H148V185H145ZM150 184V185H149ZM166 183H164V185H165ZM17 185H18V183H17ZM19 185H23V182L21 181V182H19ZM18 185V186H19ZM132 185V186H133ZM182 184H180V185H178V186H181ZM148 186H149V188L151 187V188H153V189H149L148 188ZM166 186V185H165ZM93 186H91L89 189L91 190V188H92ZM133 187V188H134ZM145 187V188H144ZM155 187V188H154ZM144 188V189H143ZM93 190V189H92ZM140 190H138V192H139ZM138 192H135V193H138ZM141 192V191H140ZM93 193H94V191H93ZM97 193H95V195H96ZM99 194V193H98ZM101 194V193H100ZM139 194H142V193H139ZM98 196H100V195H96V197H98ZM160 206H163L162 207V209L161 208H157V207H160ZM160 206H157L155 209L156 210H154L153 209V207H151V209H150V207H144V209H143V207H141V209H140V207H138L137 209H135V210H139L138 211V213L135 215V214H130V216L128 217L127 215H126V217L127 218H129V221H130V219H131V224L129 223V225L127 224V226H125V227H131V230H129L128 228V230L129 231H131V232H129L125 227H123L124 229H126V230H124V229H122V231L124 230L125 231V233H124V235H126V241H127V244H128V241H130L129 242V244L130 243H132V244H130V246H132V247H130L131 248V252L129 253V254H131L132 252V254H131V258H130V255H128L129 257L128 258H130V259H128V260H124V262H126L125 264H154V261L156 262V260H157V257H156V255L155 254H157V253H154V249H155V246H153L154 244H156V243H158V237L161 235V234H159V233H154L153 231L155 230V228L156 229H158V228H161V229H159V230H157V231H159V232H161V230H163L162 232H166L167 230H169L168 228H167V230L164 228V227H166V225H164V220L166 221V218L165 217H167V219H168V217H169V215L171 216V214H173L174 215V213L176 212V214L177 213H179L180 212V210L178 211L177 210V208L175 207V206H170V207H167L166 208V205L165 204H161ZM150 211H149V210ZM158 209H160V211H158ZM146 210H147V212H146ZM152 210V211H151ZM165 210H167V211H165ZM204 210V209H203ZM202 210V211H203ZM33 211H35V210H33ZM32 211V212H33ZM140 211H143V212H141L140 213ZM144 211H145V213H144ZM161 211H162V213H164V215H162V213H161ZM175 211V212H174ZM31 211H30V213L28 212L27 214H26V216L28 215V217H25L26 219L28 218H31V217H29V216H32L34 213H32ZM151 212H153V213H151ZM158 212H159V214H158ZM135 213H136V211H135ZM147 213V214H146ZM150 213H151V215H150ZM167 213V214H166ZM140 214H141V216H140ZM142 214H144L143 215V217H142ZM146 214V215H145ZM132 215V216H131ZM135 215V216H134ZM148 215V216H147ZM153 215V216H152ZM167 215V216H166ZM136 216H139V217H137L136 218ZM150 216H152V217H150ZM160 216V217H159ZM135 217V218H134ZM147 217H148V219H147ZM191 217H192V215H191ZM140 218V219H139ZM159 218V219H158ZM164 218V219H163ZM113 219H115V218H113ZM135 219V220H134ZM137 219V220H136ZM157 219V220H156ZM161 219V220H160ZM163 219V220H162ZM128 220V219H127ZM151 220V221H150ZM161 222V221H163V222H161L163 225H161V223H159L158 224V222L159 221ZM258 221H259V219H257ZM134 223H136V224H134ZM139 221H141V223L139 222ZM150 221V222H149ZM156 221H157V223H156ZM257 221V222H258ZM139 224H138V223ZM152 222H153V226H154V223L156 224L155 225V227L154 228H152L151 226H152ZM183 222V223H182ZM240 222H242V223H240V224H242L241 226H243L247 231H248V229H250L251 230V228L253 229L254 227H257L256 226V224H257V222H256V219H254V218H251V217H247V218H244L243 220H241ZM255 222H256V224H255ZM10 221H9V223H7V224H9L10 225ZM150 223V224H149ZM182 223V224H181ZM188 222H186L184 219L181 221L180 220V222H178V224L175 226V230L177 231H175L176 233L175 234H177V237H179L180 236V240H179V242H180V246L178 247L179 249H181V250H183L184 249V251H185V253L187 254V256H191L190 258H187L189 261H186V262H189V264H197L196 263V261H197V259L195 258V257H200V255H201V258H199L198 259V261L197 262H199V260H200V264H202V261H203V264H220V262H221V264H241V262H242V264H244L245 262H247L248 261V257H247V259H246V256L247 255H250V253H251V251H249V249L248 248H251V247H254V246H251L250 244L249 245H247L248 243H244V244H241V242H240V240H241V238L239 237V236H242L244 233H242V232H239V234L238 235H236L234 232L233 233H231L232 232V229H233V223H231V222H229V228H228V230H229V232H225V234L226 233H229V235H227L228 236V243L226 244L227 245V247L225 248V244H224V249L222 248V251L220 252L219 250H218V252H215V253H208V250L206 249V247L205 246H207V244H206V242H205V240L207 241H209V238H211V236H212V238H214V236H216V234H202V233H200V226H197V227H195L196 225V223H197V225H201L202 223H203V221L202 220H197L194 224H192V223H188ZM157 224H158V226H157ZM4 225H5V223H4ZM137 225V226H136ZM140 225V226H139ZM151 225V226H150ZM191 225V226H190ZM195 225V226H194ZM251 225V226H250ZM157 226V227H156ZM162 226V227H161ZM189 226V227H188ZM194 226V227H193ZM141 227V228H140ZM148 227H150L149 228V231L147 230L148 229ZM231 227V228H230ZM242 227V228H243ZM164 228V229H163ZM174 228V227H173ZM176 228H178L179 229V231H178V229H176ZM189 228H191V229H189ZM198 228V229H197ZM133 229V230H132ZM150 229H152L151 231H150ZM154 229V230H153ZM195 229H196V231H195ZM255 229V228H254ZM144 230H146V231H144ZM166 230V231H165ZM193 230V231H192ZM122 231H121V233H122ZM133 231V232H132ZM140 231V232H139ZM196 233H195V232ZM231 231V232H230ZM233 231H234V229H233ZM135 232V233H134ZM148 232V233H147ZM153 232V233H152ZM208 232V231H207ZM117 233V232H116ZM120 233V232H119ZM118 233V234H119ZM122 233V234H123ZM127 233V234H126ZM134 233V234H133ZM143 233V234H142ZM146 233V234H145ZM151 233V234H150ZM169 233V232H168ZM167 232H166V234L164 233V235H165V238L166 237H172L173 235H174V233L173 234H168ZM194 233V234H193ZM159 234V235H158ZM235 234V235H234ZM164 235L162 234V237H164ZM169 235V236H168ZM179 235V236H178ZM198 237H200V238H197V236ZM263 235H264V233H263ZM262 235V237H264ZM128 236V237H127ZM137 236V237H136ZM175 236V235H174ZM173 236V237H174ZM210 236V237H209ZM230 236V237H229ZM235 236H237V237H235ZM245 237H248V235H244ZM31 238H33L34 239V237H36V235L34 236L33 235V237L32 236H30ZM29 237V240H28V242H32V240L30 241V238ZM116 237V236H115ZM135 237H136V239H135ZM233 237V238H232ZM38 239H34L36 242H38V240L40 239L39 237H37ZM197 238V239H196ZM204 238V239H203ZM205 238H207V239H205ZM236 238V239H235ZM240 238V239H239ZM141 239V240H140ZM195 239V240H194ZM199 239V240H198ZM233 239V240H232ZM33 240V241H34ZM203 240V241H202ZM236 240V241H235ZM262 240L264 241V239H262L261 238V241L259 242L260 244H256V245H259V247H260V245H261V248L263 247L264 248V242H263V244H261L262 243ZM132 241V242H131ZM138 241V242H137ZM195 241V242H194ZM227 241V240H226ZM230 241V242H229ZM237 241H239V242H237ZM36 242H32V243H36ZM134 242H136V246H135V244H134ZM156 242V243H155ZM194 242V243H193ZM196 242H198V243H196ZM232 242H235V243H232ZM203 243V244H202ZM241 245V247H240V245ZM102 245V244H101ZM100 245V246H101ZM234 245H236L235 247H233ZM239 245V246H238ZM249 246V247H247V246ZM253 245V244H252ZM255 245V244H254ZM255 245V247H257ZM263 245V246H262ZM35 246H37V243H36V245ZM85 246H87V244H81V247H85ZM99 246V245H98ZM99 246V247H100ZM104 245H102L101 247H103ZM105 246H107V244L105 245ZM104 246V247H105ZM243 246H246V247H243ZM251 246V247H250ZM108 247V246H107ZM156 247H157V245H156ZM181 247V248H180ZM254 247V248H255ZM259 247H258V250H259ZM136 248V249H135ZM183 248V249H182ZM232 248V249H231ZM263 248H262V253L261 254H259V255H261L260 256V258H258L259 257V255H256L257 257L255 258V259H253V260H251V261H249V263L250 264H262V263H260L259 262V259L261 260H263L264 259V250H263ZM176 249H177V247H176ZM175 248H174V250H176ZM178 249V250H179ZM209 249V248H208ZM136 251V253H135V251ZM154 250V251H153ZM160 250V248H157V251H155V252H158ZM173 250V249H172ZM173 250V253L175 252H179L178 250H176V251H174ZM247 250V251H246ZM251 250V249H250ZM101 251H104V250H101ZM153 251V252H152ZM207 253H206V252ZM233 251V252H232ZM170 252H172V251H170ZM195 252V253H194ZM204 252V253H203ZM220 252V253H219ZM249 252V253H248ZM135 253V254H134ZM206 253V254H205ZM217 253H219V254H217ZM248 253V254H247ZM198 254V255H197ZM203 254V255H202ZM208 254H210L211 256H209ZM212 254H213V256H212ZM244 254V255H243ZM247 254V255H246ZM252 254V253H251ZM134 255V256H133ZM196 255V256H195ZM215 255V256H214ZM219 255V256H218ZM263 255V256H262ZM132 256H133V258H132ZM171 256H174V255H171ZM170 256V262H171V264H172V262H173V260H175L173 257H171ZM244 256V257H243ZM172 258H173V260H172ZM176 258V257H175ZM203 258V259H202ZM126 259V258H125ZM258 259V261H256ZM243 260L245 261V260H247V261H245L244 263H243ZM261 260V261H262ZM79 262L80 261H82V260H78ZM130 261V262H129ZM176 261V260H175ZM216 261V262H215ZM180 263H181V261H179ZM178 262V263H179ZM215 262V263H214ZM253 262V263H252ZM256 262V263H255ZM80 263H82V264H86V263H88V261H86V263H84V261H82V262H80ZM198 263V264H199ZM248 263V264H249ZM155 264H157V262L155 263ZM159 264V263H158ZM173 264H174V262H173ZM188 264V263H187Z\"/></svg>","mask_w":264,"mask_h":264}]
</instances>
